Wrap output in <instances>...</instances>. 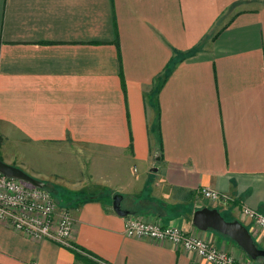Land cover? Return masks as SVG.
Listing matches in <instances>:
<instances>
[{"label":"crops","instance_id":"1","mask_svg":"<svg viewBox=\"0 0 264 264\" xmlns=\"http://www.w3.org/2000/svg\"><path fill=\"white\" fill-rule=\"evenodd\" d=\"M0 159L70 211L76 247L0 222V264H211L128 218L264 264L193 224L218 209L264 250L243 215H264V0H0Z\"/></svg>","mask_w":264,"mask_h":264},{"label":"built area","instance_id":"2","mask_svg":"<svg viewBox=\"0 0 264 264\" xmlns=\"http://www.w3.org/2000/svg\"><path fill=\"white\" fill-rule=\"evenodd\" d=\"M198 195L214 203H227L229 197L211 188L200 189ZM243 215L264 230V215L250 208ZM0 222L7 223L25 237L51 240L63 247L76 250L72 241V216L68 209H59L51 192L0 173ZM125 234L130 238L149 239L170 243L195 253L211 264H248L237 262L224 250L210 244L201 236L183 231L176 226H162L140 218H128Z\"/></svg>","mask_w":264,"mask_h":264},{"label":"water","instance_id":"3","mask_svg":"<svg viewBox=\"0 0 264 264\" xmlns=\"http://www.w3.org/2000/svg\"><path fill=\"white\" fill-rule=\"evenodd\" d=\"M0 173L8 178H13L37 188H44V183L35 179L23 169L10 165L0 159ZM122 196L114 197V211L121 217L134 215L133 211L121 208ZM194 226L202 231L213 230L233 240L252 260L264 258V250L257 247L254 238L247 227L239 220L228 221L218 209L203 208L194 213Z\"/></svg>","mask_w":264,"mask_h":264},{"label":"rangeland","instance_id":"4","mask_svg":"<svg viewBox=\"0 0 264 264\" xmlns=\"http://www.w3.org/2000/svg\"><path fill=\"white\" fill-rule=\"evenodd\" d=\"M44 188H46L47 189V187H44ZM48 190V189H47ZM56 200V199H55ZM58 203H57V205H58V207L60 206V201H57ZM60 208V207H59ZM61 209H63V208H61ZM263 259V261H264V258H262Z\"/></svg>","mask_w":264,"mask_h":264}]
</instances>
